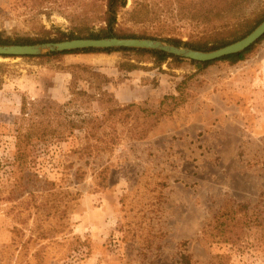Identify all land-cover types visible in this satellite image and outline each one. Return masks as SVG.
<instances>
[{"label":"rangeland","instance_id":"rangeland-1","mask_svg":"<svg viewBox=\"0 0 264 264\" xmlns=\"http://www.w3.org/2000/svg\"><path fill=\"white\" fill-rule=\"evenodd\" d=\"M106 1L0 0V33L97 31ZM136 1L155 6L169 37L205 29L180 19L176 4ZM263 10L261 0L242 16ZM118 23L143 28L122 14ZM257 42L243 61L203 70L128 52L0 57V264H264ZM19 141L32 151L21 181Z\"/></svg>","mask_w":264,"mask_h":264},{"label":"trees","instance_id":"trees-1","mask_svg":"<svg viewBox=\"0 0 264 264\" xmlns=\"http://www.w3.org/2000/svg\"><path fill=\"white\" fill-rule=\"evenodd\" d=\"M169 6L176 4L178 8L177 15L180 19H189L191 22H195L197 26L205 28L196 39L183 42L181 38L169 37L167 35V27L165 26L167 20L161 19L160 14H155L148 10L155 6L146 5L143 2H137L132 0L130 10L124 11L126 8L127 0H107L106 10L102 18L103 26L97 31L92 28L80 27L72 30L69 33L53 34L51 32H45L38 38H17L11 39L4 37L0 33V45H34L51 42H61L64 40L73 39H103V38H121V39H150L160 40L168 44L178 47H186L196 51L209 52L224 46L230 45L236 41L247 36L252 32L262 21H264V10L257 13L253 18L246 19L242 16L244 10L250 7L254 2L261 0H165ZM124 12V13H122ZM122 14L123 22H129L134 25H140L143 28L141 32L135 33L129 29H118V17ZM171 14V12H170ZM168 19V18H166ZM233 22V25L229 24ZM210 28V29H206ZM147 29H150L148 31ZM262 37L259 41H261ZM258 41V42H259ZM257 42V43H258ZM253 46L248 48L242 53L231 55L221 58L217 61H227L230 64H236L245 59V56L249 54ZM114 52H128L135 55L151 58L156 65H162L167 61H171L177 64L184 62V60L167 55L157 51L146 50H82L63 53H52L45 55L44 57H25L27 59H54L65 55L71 54H110ZM214 62V61H213ZM213 62L207 63H193L197 70H203ZM7 65L0 64V88L3 85V79L6 75ZM82 126L89 125L88 122L82 121ZM85 128V127H81ZM23 139H28L26 135L22 136ZM20 143V145H19ZM17 153L14 159L15 171L21 178L25 176L30 168V154L31 150L22 149V142L19 141ZM78 180V177H75ZM239 207L245 209L246 206L239 205ZM236 225H240L241 221L237 220ZM264 227V225H262ZM231 234V233H230ZM231 240V239H229ZM183 264H190L188 257L182 258Z\"/></svg>","mask_w":264,"mask_h":264},{"label":"water","instance_id":"water-1","mask_svg":"<svg viewBox=\"0 0 264 264\" xmlns=\"http://www.w3.org/2000/svg\"><path fill=\"white\" fill-rule=\"evenodd\" d=\"M264 36V21H262L247 36L222 48L202 52L186 47H178L159 40L150 39H73L61 42L42 43L34 45H0V57L25 58L41 57L52 53H63L82 50H146L157 51L195 63H207L221 58L244 52Z\"/></svg>","mask_w":264,"mask_h":264}]
</instances>
